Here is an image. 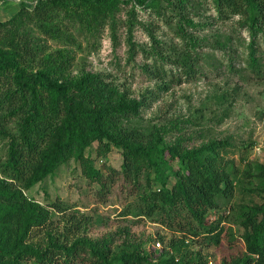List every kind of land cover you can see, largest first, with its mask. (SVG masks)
<instances>
[{
    "label": "trees",
    "instance_id": "16d2710c",
    "mask_svg": "<svg viewBox=\"0 0 264 264\" xmlns=\"http://www.w3.org/2000/svg\"><path fill=\"white\" fill-rule=\"evenodd\" d=\"M205 1L219 21L237 18V27L249 36L246 67L260 76L264 0ZM198 2L19 0L17 12L0 21V141L5 143L0 157V264H154L128 229L89 238L85 233L91 216L64 213L67 207L58 199L43 206L27 197L25 191L69 161H76L84 176L98 184L99 198L107 197L119 183L133 199L123 209L124 216L147 217L183 236L170 241V257L164 259L162 251L157 264H207L200 251L188 249L186 238L192 239L191 245L200 238L215 245L226 221L242 229L245 251L221 264H264V163L235 169L228 157L232 153L228 139H210L194 148H183L181 142L160 144L157 130L147 133L135 125L145 107L143 97L130 98L100 73L71 74L72 53L80 47L75 33L85 29L92 35L107 26L114 35L122 4L129 6L125 20L129 59L135 55L133 33L139 25L158 56L161 43L151 25L145 26L138 17V11H147L169 29L176 23L173 33L185 40L181 59L169 60L176 68L154 67L148 73L161 81L175 70L178 82L192 79L197 64L190 51L199 41L185 27L196 26L187 12ZM48 41L61 48L46 54ZM228 42L218 47L230 48ZM93 144L99 157L112 146L121 150L120 170L96 169L87 155ZM237 188L262 201L234 204L228 214L209 221V212L229 201ZM55 211L62 214L60 229L52 218Z\"/></svg>",
    "mask_w": 264,
    "mask_h": 264
},
{
    "label": "rangeland",
    "instance_id": "374dc122",
    "mask_svg": "<svg viewBox=\"0 0 264 264\" xmlns=\"http://www.w3.org/2000/svg\"><path fill=\"white\" fill-rule=\"evenodd\" d=\"M18 1L3 0L0 21L17 12ZM199 1V5L187 12L196 26L185 27L186 32L199 41L195 51H190L192 61L197 64L196 75L192 79L178 82L176 76L179 71L175 70L161 81L149 74L151 71L148 70L154 67L172 69L174 65H170L169 60L181 59L185 40L173 33L176 23L169 29L163 24V19L147 11H138V17L145 26L151 25L150 30L161 43L155 49L158 56L151 50L147 31L139 25L133 33L137 46L135 55L129 59L125 31L129 6L122 4L115 16L114 35L107 26L92 35L85 29L80 34L75 33L80 47L74 48L72 53L71 74L85 76L87 73H100L120 90H125L130 98L139 100L143 97L145 107L135 119V125L147 133L151 128L157 130L160 144L181 142L183 148H194L210 139H228L229 150L232 151L228 157L233 159L234 168L242 171L246 163H264V70L257 76L246 67L249 36L237 27V18L219 21L209 1ZM9 8L16 11L9 14ZM227 42L230 48L218 47ZM58 48H61L60 43L48 41L46 54ZM261 54V65L264 66V51ZM224 113L225 118L222 116ZM4 151L5 143L0 141V157ZM87 155L93 160V166L103 173H106L103 166L120 170L123 160L121 150L113 146L105 157H99L96 155V144H93ZM172 165L174 168L177 166L174 162ZM118 185L107 197L99 198L98 184L84 176L76 161H69L25 194L43 206L58 199L67 207L66 214L79 212L91 216L93 222L85 233L89 238H101L126 228L141 242L142 250L151 256L154 264H157L156 257L162 251H165L163 258H169L170 241L183 236L147 217L124 216L123 209L133 199ZM261 201V198L242 193L237 188L229 201L223 202L218 210L209 212L208 220L228 214L234 204ZM52 218L60 229L62 224L58 219L62 218V214L52 212ZM221 227L223 230L218 243L213 245L200 238L191 245L192 239L186 238L188 249L200 251L207 264H221L222 261L229 262L240 257L245 251L240 239L242 229L228 221Z\"/></svg>",
    "mask_w": 264,
    "mask_h": 264
},
{
    "label": "crops",
    "instance_id": "0c3cea01",
    "mask_svg": "<svg viewBox=\"0 0 264 264\" xmlns=\"http://www.w3.org/2000/svg\"><path fill=\"white\" fill-rule=\"evenodd\" d=\"M10 1H11V0H10ZM2 5H4V2H3V0H0V7H1ZM9 10H11V11H8L9 14H13V13L16 11L15 8H9Z\"/></svg>",
    "mask_w": 264,
    "mask_h": 264
},
{
    "label": "built area",
    "instance_id": "2783aa9c",
    "mask_svg": "<svg viewBox=\"0 0 264 264\" xmlns=\"http://www.w3.org/2000/svg\"><path fill=\"white\" fill-rule=\"evenodd\" d=\"M18 1V0H17Z\"/></svg>",
    "mask_w": 264,
    "mask_h": 264
}]
</instances>
